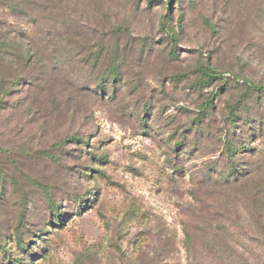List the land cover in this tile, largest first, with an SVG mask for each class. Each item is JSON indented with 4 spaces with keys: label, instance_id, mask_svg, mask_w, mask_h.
I'll list each match as a JSON object with an SVG mask.
<instances>
[{
    "label": "rangeland",
    "instance_id": "obj_1",
    "mask_svg": "<svg viewBox=\"0 0 264 264\" xmlns=\"http://www.w3.org/2000/svg\"><path fill=\"white\" fill-rule=\"evenodd\" d=\"M44 1L56 28L78 26L80 40L103 52L92 71L58 65L34 35L30 64L0 63V86L10 88L0 105V241L9 258L264 264V235L245 203L221 219L217 179L204 178L228 170L226 148L243 146L236 166L246 192L264 191V0ZM18 30L36 32L0 3V39ZM113 65L117 81L91 83ZM205 68L216 72L210 82Z\"/></svg>",
    "mask_w": 264,
    "mask_h": 264
},
{
    "label": "trees",
    "instance_id": "obj_2",
    "mask_svg": "<svg viewBox=\"0 0 264 264\" xmlns=\"http://www.w3.org/2000/svg\"><path fill=\"white\" fill-rule=\"evenodd\" d=\"M2 1V2H1ZM0 3L5 7L9 12L15 15L20 20L26 22V24H30V28L32 27L36 32L28 31V30H18L17 35L12 39H0V63L4 64L8 63H18V64H30L33 59L36 58V51H34V35H36V39L40 40L41 38L43 42L47 45V48L50 49L51 56L54 57L56 61L58 59L65 60L67 59L69 63L74 62L76 65H83L89 70H94L99 65L102 59L103 46L97 43V45L92 48L89 47L90 42H85L84 39L80 40L79 35L81 32L79 31V27L72 26L70 27V31H62L54 26L53 20L51 18L55 12H48L44 7L40 5V1L46 2L44 0H1ZM58 18L61 25L66 23L65 12H58ZM58 22V24H59ZM62 26V27H64ZM43 31H39V30ZM36 33V34H35ZM71 36H77L75 38ZM70 47V48H69ZM95 49V50H94ZM74 56H72V54ZM83 55V56H82ZM82 56V57H81ZM74 60V61H73ZM58 65H60V61H58ZM110 70L106 76H95L92 79V84H98V88H102L105 83V79L109 77L114 83L119 79V73L117 72L116 66H110ZM205 82H210L216 76V72L213 70H209L205 68ZM1 77V76H0ZM10 88L6 85V83L0 86V105H3L9 95ZM246 119H243L244 121ZM72 141H80V139L76 137L71 138ZM84 143V142H82ZM175 147L177 149L183 147V143H176ZM246 149L245 147H241L239 150L226 148V153L228 156V161L230 166L227 171L218 173L217 176L211 175L209 170L204 174V178H212L217 179V186H219V202L220 205L224 208L222 212L223 216H220L221 219L229 220L232 218L234 212L230 211L233 208H236L237 202L239 199L245 203V208L243 209L246 217L251 222H254L259 233L264 235V191L254 190L251 192H246V184L242 181L245 179L241 173H245V171L240 172L237 169L236 163H238L239 159H242L247 153V151H243ZM253 152V150H249ZM259 154V153H258ZM260 155V154H259ZM174 170H178L179 167H174ZM244 170V169H243ZM213 172L212 170H210ZM244 189V192L242 190ZM3 195V193L1 194ZM229 208V210H228ZM58 206L56 204H52L50 208L51 215H55L57 213ZM233 213V214H232ZM21 219H19V225H21ZM52 223V222H50ZM221 228L224 236L232 238V233L224 226H218ZM210 230H214L215 228H209ZM15 243V247L21 254L27 255L29 251L32 249L30 247H26L20 236L19 231H15L14 236L12 238ZM185 240L186 247L190 249L191 247V238L188 233L185 232ZM0 251L1 257L0 261L3 264H24L20 262L18 259H10L8 256V248L5 240L0 241Z\"/></svg>",
    "mask_w": 264,
    "mask_h": 264
}]
</instances>
